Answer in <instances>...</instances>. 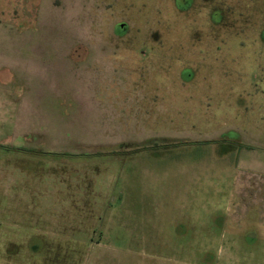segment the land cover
Here are the masks:
<instances>
[{
    "label": "rangeland",
    "instance_id": "rangeland-1",
    "mask_svg": "<svg viewBox=\"0 0 264 264\" xmlns=\"http://www.w3.org/2000/svg\"><path fill=\"white\" fill-rule=\"evenodd\" d=\"M2 80L96 148L0 145V264H264V0H0Z\"/></svg>",
    "mask_w": 264,
    "mask_h": 264
},
{
    "label": "crops",
    "instance_id": "crops-1",
    "mask_svg": "<svg viewBox=\"0 0 264 264\" xmlns=\"http://www.w3.org/2000/svg\"><path fill=\"white\" fill-rule=\"evenodd\" d=\"M3 83H7L6 85ZM10 81L8 80H2L0 81V86H8ZM201 84V83H199ZM8 91V89H6ZM189 89L185 90L184 93H186V96L188 97H193L195 94L192 93L190 90L188 93ZM33 101L30 99L24 97L23 100L19 99H2L0 97V145L2 147L6 146L9 143H12L14 140H16L18 137H30V136H45L46 138L52 137L54 142L57 143H64L66 142V145H69L70 142L74 143L77 142L78 145H81L85 147L87 150H95V144L91 143H82L76 140L72 137V134H77V128L79 127V117L80 114L76 115H66L64 113H61V115L58 116H53L52 113L40 111L37 112L36 107L34 106V103L36 104V98H31ZM172 99H174V96L172 95ZM39 99H37L38 102ZM104 99H100L99 102H102ZM192 101L189 104L193 107L196 108L195 102ZM138 112H141V106L136 107ZM89 111V112H88ZM88 117L89 121L88 124L89 126L95 125V112H90L88 110ZM37 112V113H36ZM137 112V111H136ZM105 117V116H104ZM140 117V118H139ZM142 118V114L137 115H122V122L128 129L131 127H135L139 124H141L140 119ZM92 119V120H91ZM69 126V127H68ZM41 127H44L42 130ZM68 129H70L68 131ZM169 136L171 133H167ZM64 135L67 138H70L71 140H67V138H63ZM168 136V138H169ZM73 138V139H72ZM174 140V138H172ZM139 141L138 143H140ZM137 143V142H136ZM126 146V143L119 142L115 143L113 146H105L104 144H100L97 146L98 150H104L107 149L106 151H116L119 150L123 147ZM40 146L33 145V149L35 151L39 150ZM15 149H24V147L20 148H15ZM28 149H31L29 147ZM27 151V150H26ZM29 151V150H28Z\"/></svg>",
    "mask_w": 264,
    "mask_h": 264
}]
</instances>
